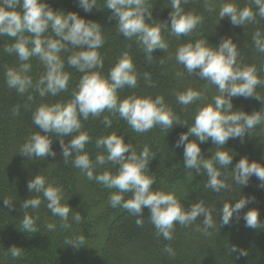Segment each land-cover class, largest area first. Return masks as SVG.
<instances>
[{"label": "trees", "instance_id": "trees-1", "mask_svg": "<svg viewBox=\"0 0 264 264\" xmlns=\"http://www.w3.org/2000/svg\"><path fill=\"white\" fill-rule=\"evenodd\" d=\"M45 2L54 11L75 12L81 18L101 25L105 43L98 51L104 63L100 71L105 76L122 53L128 52L132 56L137 73V86H125L118 90L120 99L131 95L151 96L153 99L162 96L165 104L173 109L180 122H186L189 127L194 124L197 111L211 103L219 93L214 85L198 76H189L183 66L177 63L175 55L180 46L207 39L208 43L215 47L222 38L231 37L238 45L237 63L241 67L255 65L259 78L264 80V53L257 51L253 43V35L257 30L264 34V18L258 15V9L252 0H232L238 9L251 7L256 14L255 20L247 22L244 26H233L230 18L220 20L219 11L224 0H207L211 11L205 6L206 0H187L186 3L181 0V8L185 12L201 16L202 22L187 36L182 35L179 38L171 34L170 28L167 31L162 30V37L168 48L152 53L151 61L146 60L143 47L137 43L135 37L126 39L118 33L116 20L110 19L112 11L107 9L106 0H96L97 7L91 12H85L78 7V0ZM145 3L148 11L152 12L154 23L168 21L170 24L171 0H145ZM146 22L150 23L151 20ZM50 34L49 29L45 35ZM14 42L15 38L0 36V264H264V226L256 229L245 227L243 219L248 210L257 209L259 219L264 224V188L258 186L260 181L254 175L247 186L236 184L232 180L231 170L241 157L245 156L250 162L256 161L264 165V123L257 125L245 136L243 142L239 138L229 139L223 146L234 155L229 169H221L231 188L216 193L204 187L208 177L203 170L201 175H198L194 169L184 167L183 147H174L180 133L188 131L186 126H174L168 130V135L159 126L140 134L134 132L118 113L113 114L107 110L99 117L90 115L87 120H81L82 131H87L91 137L85 146L90 159L95 161L97 155H106L103 148H96V140L115 132L124 137L125 143H132L137 154L144 146H148L154 153L146 170L147 175L155 178L153 190L174 192L185 208L203 199L207 207L214 209L216 226L209 229L208 234L198 230L203 228V218L199 217L188 227L175 225L173 239L166 241L157 235L150 222L148 208L143 210L142 226H137V217L129 215L122 208L110 206V196L117 192V189H108L94 179L89 180L85 173L73 166L74 156L69 157L67 163L63 161L59 140L67 143L71 137L51 135L55 158L47 156L44 159H29L21 155L20 147L23 143L30 135L40 131L32 121L33 112L41 104L70 100L83 74L67 64L68 57L80 50L72 48L69 44L67 51L60 53L65 63L64 70L71 74L67 91L57 96L48 94L40 97L34 89H29L21 95L7 86L5 76L7 69H18L22 63L14 52L9 54L3 51L5 46ZM26 63L32 65L28 75L32 77L35 85L46 69L37 57L30 58ZM145 74H148V79H145ZM188 88L200 91L202 98L190 105H181L176 97ZM256 94L261 101L255 98H233V110H242L248 114L259 111L264 107V84L256 88ZM29 95L33 97L32 100L28 99ZM17 107L18 112L14 114L13 109ZM105 116L112 121L111 127L102 123ZM191 140L195 141L196 138L189 137V141ZM200 147L205 158H210L215 151L221 150L211 140L200 144ZM118 167L106 163L103 166L97 165L93 171L94 175L104 171L115 175ZM36 174L46 176L49 183L63 188L62 203L67 202L73 212L80 213L82 220L79 224L72 220L74 213L70 212L68 222L71 227L63 228L60 218L52 216L51 211L47 209V201L42 194L39 208L25 210L21 207L24 200L37 196L36 193H30L27 187L28 181ZM130 196L131 194H126L125 199ZM252 197L254 199L241 210L239 219L234 214L231 222L222 226L219 210L222 209L223 203L234 204L242 198ZM4 199L12 202L11 208L3 204ZM25 214L35 219L36 232H27L22 228ZM50 223L56 226L54 231L48 230L47 225ZM80 236L85 237V244L79 250L64 243L66 238L75 240ZM166 245L174 249V255L164 251ZM12 246L22 249L19 257L13 258L10 255L8 250ZM233 246L238 250H245L247 255L240 256L239 251L232 252Z\"/></svg>", "mask_w": 264, "mask_h": 264}, {"label": "clouds", "instance_id": "clouds-1", "mask_svg": "<svg viewBox=\"0 0 264 264\" xmlns=\"http://www.w3.org/2000/svg\"><path fill=\"white\" fill-rule=\"evenodd\" d=\"M186 3L187 0H184ZM258 9V15L264 18V0H252ZM211 11V6L205 3ZM78 7L85 12H91L96 6V0H78ZM106 7L112 11V17L116 20L119 34L126 39L136 38L138 44L143 47L146 60L153 59L152 53L156 50L165 51L168 44L162 37V30L169 28L171 34L179 38L187 36L198 24L202 17L193 12H185L181 8V0H171L169 20L164 22H153L152 12L148 11L145 0H106ZM220 20L230 18L233 26H244L247 22L255 20L256 14L251 7L238 9L232 0H224L219 11ZM151 20V22H146ZM51 30L50 35H45ZM28 33L29 35H25ZM53 35L55 38H53ZM0 36L15 38L10 46H5L3 51L15 53L20 64L18 69L9 68L5 72L7 86L15 89L23 95L29 89H34L40 97L48 94L57 96L67 91L71 74L66 72L65 63L60 53L67 51L70 44L74 52L67 59V64L75 68L83 75L79 79L76 89L72 92V98L66 102L54 104H41L32 114V121L40 131L28 137L20 147V153L29 159H44L47 156L55 158L56 152L52 148L53 139L51 135L71 137L67 143L59 140L63 161L68 162L73 157L72 164L86 174L89 180H95L108 189L118 191L110 196V206L122 208L129 215L137 217V226H142L143 210L149 209V219L156 233L164 240L171 241L175 225L184 227L192 225L197 218H203V228L198 229L208 234L209 229L216 226L213 211L205 205L203 199L185 208L184 204L174 192L153 190L155 178L146 174L149 159L154 156L148 146L142 151H137L132 143H125L124 137L115 132L98 138L96 148H103L106 155L101 154L90 159L85 151V146L91 140L87 131H82L81 120H87L89 116L99 117L107 110L117 114L126 121L132 130L143 134L159 126L168 135L169 129L174 126H186L187 132L180 133L175 148L183 147L184 167L194 169L195 173L201 175L203 170L208 179L204 187L221 193L229 190L227 176L221 169H229L232 164V151L225 150L223 146L229 139L239 138L243 142L246 135L259 124L264 123V107L259 111L248 114L242 110H233V98L243 97L245 99L255 98L260 100L256 94V88L264 84L258 76L255 65L243 66L237 63L239 55L238 45L231 37L222 38L218 46H212L207 39L189 42L180 46L176 51V61L183 66L189 76H198L207 83L214 85L218 90L211 103L203 106L197 111L194 124L188 126L186 122L181 123L173 109L165 104L162 96L153 99L148 97H137L136 95L120 99L118 90L125 86L135 88L137 86V73L133 58L128 52L121 57L105 76L100 69L104 63L98 51L104 43L101 25L91 20L81 18L75 12L65 13L62 10H53L45 0H0ZM253 43L257 51L264 53V34L257 30L253 35ZM32 57H37L44 65L46 71L33 83L28 73L32 65L26 63ZM178 75H180L178 73ZM148 79V74H145ZM202 98L200 91L188 88L177 95V102L181 105H190ZM32 100L31 95L28 96ZM261 101V100H260ZM18 112V107L13 113ZM102 123L111 127L112 121L105 116ZM41 132L43 134H41ZM76 133V135H73ZM166 135V136H167ZM189 137L196 140L189 141ZM212 141L221 150L215 151L210 158H205L200 144ZM127 154V155H126ZM106 163L118 165L115 175L109 171L94 175L97 165ZM232 170V180L241 186H247L250 178L254 175L259 181L258 185L264 188V165L251 161L248 157H241ZM30 193H36L35 198L24 200L21 207L25 210L40 207L42 194L47 201V209L52 216L59 217L62 227L67 229L69 224V213H74L72 220L79 224L82 216L79 212H73L67 202L64 201V191L60 186L49 183L46 176L36 174L27 184ZM126 194H131L125 199ZM252 198H242L234 204L223 203L219 210L222 226L228 225L234 214L240 218V212L248 205ZM3 204L11 208L12 202L4 199ZM245 227L256 229L264 226L259 219V211L250 209L243 215ZM54 224H48L49 231L55 230ZM22 228L27 232H36L35 219L25 214L22 219ZM64 243L79 250L85 244V237L78 239L66 238ZM21 248L12 246L8 251L15 258L21 255ZM164 251L174 255V249L166 245ZM239 251L240 256L247 255L243 249L232 247V252Z\"/></svg>", "mask_w": 264, "mask_h": 264}]
</instances>
